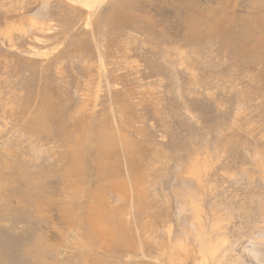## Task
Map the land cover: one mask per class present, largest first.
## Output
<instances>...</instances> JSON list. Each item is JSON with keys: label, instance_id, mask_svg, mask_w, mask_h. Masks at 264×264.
Instances as JSON below:
<instances>
[{"label": "rangeland", "instance_id": "obj_1", "mask_svg": "<svg viewBox=\"0 0 264 264\" xmlns=\"http://www.w3.org/2000/svg\"><path fill=\"white\" fill-rule=\"evenodd\" d=\"M0 264H264V1L0 0Z\"/></svg>", "mask_w": 264, "mask_h": 264}, {"label": "bare ground", "instance_id": "obj_2", "mask_svg": "<svg viewBox=\"0 0 264 264\" xmlns=\"http://www.w3.org/2000/svg\"><path fill=\"white\" fill-rule=\"evenodd\" d=\"M264 1V0H263ZM254 26V25H253ZM262 47V46H261ZM245 48V47H244Z\"/></svg>", "mask_w": 264, "mask_h": 264}]
</instances>
